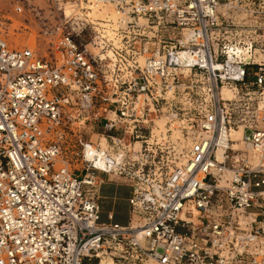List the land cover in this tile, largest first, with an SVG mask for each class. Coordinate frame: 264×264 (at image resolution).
<instances>
[{
  "label": "built area",
  "instance_id": "1",
  "mask_svg": "<svg viewBox=\"0 0 264 264\" xmlns=\"http://www.w3.org/2000/svg\"><path fill=\"white\" fill-rule=\"evenodd\" d=\"M94 1L112 34L0 37V264H264V0ZM111 174L125 225L102 220Z\"/></svg>",
  "mask_w": 264,
  "mask_h": 264
},
{
  "label": "rangeland",
  "instance_id": "2",
  "mask_svg": "<svg viewBox=\"0 0 264 264\" xmlns=\"http://www.w3.org/2000/svg\"><path fill=\"white\" fill-rule=\"evenodd\" d=\"M15 2L16 0H0V37L13 48L30 47L44 54L47 42L51 38L45 31L59 26L65 18L74 17L83 21L92 18L94 21L107 24L102 21V16L94 18L95 16L88 15L92 5L96 3L93 0H22L23 12L15 10ZM67 9L71 11L69 16L66 14ZM104 18L108 19L105 16ZM109 33L112 34L111 28ZM95 132L98 130H90L86 137L96 141L98 135ZM238 144L239 148L244 146L243 141ZM122 191L127 193V190ZM110 206L111 200H108V207Z\"/></svg>",
  "mask_w": 264,
  "mask_h": 264
},
{
  "label": "crops",
  "instance_id": "3",
  "mask_svg": "<svg viewBox=\"0 0 264 264\" xmlns=\"http://www.w3.org/2000/svg\"><path fill=\"white\" fill-rule=\"evenodd\" d=\"M104 183L100 187V204L102 209V220L108 221V214L112 212L114 221L120 224H127L130 217V196L129 185L121 178L109 175H103ZM127 190V193L122 191ZM108 200H111V206L108 207Z\"/></svg>",
  "mask_w": 264,
  "mask_h": 264
},
{
  "label": "bare ground",
  "instance_id": "4",
  "mask_svg": "<svg viewBox=\"0 0 264 264\" xmlns=\"http://www.w3.org/2000/svg\"><path fill=\"white\" fill-rule=\"evenodd\" d=\"M90 1H92V0H90ZM105 5H107V6H105ZM69 12H71V11H69L67 9L66 10V14L68 16L70 15ZM88 15H91L90 17L95 16L94 18H102L103 17L102 20H104L105 22H107V24H105V26H107L108 33H109V29L111 28L109 22H117L118 18L120 17V13L111 4H109V3H102V2H99V3L96 2L95 4H93L92 7H91V12L88 13ZM97 16H100V17H97ZM104 16L106 18H108L109 20L108 19H105ZM224 94L226 96H229L230 95V93L227 90H225ZM158 124L160 125V127L162 128V130H165V121L164 120H160L158 122ZM243 133H244L243 126H240L238 129H236V128L233 129V131H232V137H233V140H236L234 142V148H239L238 147V145H239L238 142L243 141L242 140ZM102 144L105 145V141ZM99 156H100L99 157L100 158V160H99L100 166H105V164L103 163V160H102V151H100ZM114 176H116V175H114Z\"/></svg>",
  "mask_w": 264,
  "mask_h": 264
}]
</instances>
